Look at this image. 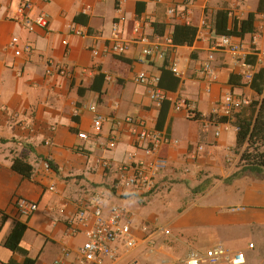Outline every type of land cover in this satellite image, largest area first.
I'll return each mask as SVG.
<instances>
[{
	"label": "crops",
	"instance_id": "0c3cea01",
	"mask_svg": "<svg viewBox=\"0 0 264 264\" xmlns=\"http://www.w3.org/2000/svg\"><path fill=\"white\" fill-rule=\"evenodd\" d=\"M33 1L31 17L46 13L49 29L29 32L12 20L19 0H0V264L24 261L21 254L3 245L18 221L27 225L21 247L30 258L38 257L37 264H54L64 250L72 254L62 264H80L76 242L78 238L85 241L83 232L93 227L94 219L85 228L71 221L79 203L95 195L105 200V218L114 207L125 210L137 239L135 249L126 251L120 245L115 259L105 258L102 264H184L192 254L219 246L244 253L250 264L256 253L243 238L251 231L264 234V178L247 186L238 204L211 200L210 191L235 169L227 161L237 135L234 122L225 125L212 112L227 94L258 100L245 75L264 68V15L257 17L255 33L244 39L233 37L246 46V57L257 58L252 65L243 56L216 47L221 37L213 29L220 10H228L231 19H246L253 12L247 0ZM170 9L175 10L173 15ZM114 24L120 26V40L129 43L121 58L102 54L112 44ZM176 26L189 28L184 39L191 43L170 48L165 62L142 63L137 39L168 36ZM13 37L20 39V48L28 44L30 52L17 57L10 47ZM210 54L216 80L200 74ZM173 62L183 73L182 80L170 71ZM60 68L67 72L65 76L59 74ZM142 72L160 77L167 97L162 116L163 105L158 108L149 87L136 81ZM180 99L195 108V118L175 109ZM90 106L105 118L99 134L93 129ZM127 118L143 120L178 142L162 147L168 167L157 178L154 193L147 196L124 188L119 179L122 165L145 158L124 124ZM79 133L89 139L80 141ZM112 135L117 144L110 150ZM17 159L33 168L30 178L12 169ZM215 177L220 181L210 185ZM246 178L232 185L243 184ZM19 198L37 203L38 210L22 218L15 207ZM154 204L160 216L151 212ZM171 211L174 219L162 227L169 234H153L158 217H167ZM54 249L59 253L51 262L47 253L52 256Z\"/></svg>",
	"mask_w": 264,
	"mask_h": 264
},
{
	"label": "built area",
	"instance_id": "2783aa9c",
	"mask_svg": "<svg viewBox=\"0 0 264 264\" xmlns=\"http://www.w3.org/2000/svg\"><path fill=\"white\" fill-rule=\"evenodd\" d=\"M49 2L50 0H44ZM34 9L33 0H19V5L12 20L26 28L29 32H34L37 29H49L50 19L44 12H39L35 19L31 17ZM175 10L170 9L169 13L174 14ZM119 24L113 25V41L110 47L102 53L103 55L122 56L129 49V43L123 42L120 39ZM76 35H81L78 30H73ZM141 45L142 63L165 62L168 50L174 47L173 39L170 35L149 37L142 35L137 39ZM254 43L257 41V36H254ZM65 46L68 42H63ZM218 48L228 50L233 56H243L245 59V52L247 50L241 42L233 41L232 37H221L220 41L216 43ZM20 48V39L13 37L10 42V47L14 50L17 57L24 53H29L31 48L28 44ZM94 56L99 55V51H93ZM214 55L210 54L200 68L202 77L216 80V72L213 69L212 62ZM170 71L178 79L182 80L184 75L179 70L178 64L173 62L170 66ZM59 74L65 76L67 72L64 69H58ZM247 81L250 83L252 74L245 75ZM136 81L139 84L145 85L150 89V97L153 103L160 108L163 102L167 99L166 94L160 88V77L149 75L147 73H140ZM252 101L246 98H240L234 94H227L222 101L215 105L212 116L220 120L225 118L227 123L236 121V114L241 112L244 107H249ZM177 111H185L189 118H195V108L188 104L184 99H180L175 104ZM89 110L93 114V129L99 134L102 131L104 116L100 114L95 106H90ZM227 123L225 125H227ZM124 124L128 126L130 132L136 139L137 149L140 150L145 158L141 160H131L129 163L122 165L119 169V179L122 186L126 189L132 190L134 194L140 196L150 195L156 188L157 178L161 173L166 171L168 167L167 159L161 155V149L164 145L169 143L177 144V141L171 140L164 133L151 129L143 120H136L134 118H127ZM228 130V126L224 127ZM220 135V130L216 132V136ZM78 139L82 142L89 139L86 133H79ZM116 137L112 135L108 144V149L116 148ZM202 151L203 147H199ZM105 168H111L108 163H104ZM52 190V189H51ZM16 209L22 218L31 217L37 210L38 204L31 202L24 198L16 200ZM105 200L102 196L95 195L89 200L79 203L78 211L74 216L72 222L76 225H81L85 228L93 217L94 225L92 228L83 232L85 241L82 246L76 250V255L80 264H102L105 258L110 260L115 259L118 246H123L126 251L136 248L137 239L133 235L131 223L126 215V212L121 207H114L108 218L104 217ZM78 230L76 229V232ZM169 234L168 231H165ZM249 249H254V245L250 244ZM72 252L64 250L62 257L54 262V264H62ZM246 264V257L244 253H233L224 247H215L207 250L204 254L195 253L184 261V264ZM162 264H178L176 262H163Z\"/></svg>",
	"mask_w": 264,
	"mask_h": 264
},
{
	"label": "trees",
	"instance_id": "16d2710c",
	"mask_svg": "<svg viewBox=\"0 0 264 264\" xmlns=\"http://www.w3.org/2000/svg\"><path fill=\"white\" fill-rule=\"evenodd\" d=\"M259 15H264V0H260L256 12L249 13L247 18L243 20L231 19L228 10H220L215 16L214 32L220 37L244 39L247 35L255 33V23ZM154 27L158 31L159 26L155 25ZM188 29L187 26H176L174 28L170 36L175 46L191 43L187 39H184V34ZM116 57L121 58L122 56ZM250 58L251 60H249ZM256 60V57L247 56L245 63L251 62L252 65H255ZM250 88L259 96V100L252 101L249 106L250 110H242L243 112L241 111L235 116L237 135L234 151L239 155V162L235 166L233 173L226 179H223L225 183H232L244 177L264 178V68H260L252 75ZM166 104V102H163L160 116H162ZM221 119L225 123L228 122L225 118ZM12 169L25 178H30L33 174V168L19 159L14 161ZM2 218L4 221L5 216L3 215ZM1 229L2 226H0V231ZM26 230L27 225L25 223L20 221L15 222L11 233L3 245L13 254H21L24 257L22 264H37L38 257L30 258L28 251L21 247ZM8 264H15V262L11 260Z\"/></svg>",
	"mask_w": 264,
	"mask_h": 264
},
{
	"label": "rangeland",
	"instance_id": "374dc122",
	"mask_svg": "<svg viewBox=\"0 0 264 264\" xmlns=\"http://www.w3.org/2000/svg\"><path fill=\"white\" fill-rule=\"evenodd\" d=\"M216 1V0H215ZM247 5L251 8V11L256 12L259 2L260 0H247ZM259 100V98H258ZM255 101V100H253ZM250 110V107H244V109ZM243 109V110H244ZM234 128L232 127L231 129V133L233 132ZM239 162V155L233 151L232 156L230 157V160L227 161V165L229 166L230 164H233L234 166L237 165V163ZM220 177H215L213 179H211L210 185L211 183L215 182L218 183L220 181L219 179ZM238 181L239 179L233 181L232 183H225L223 182V184L221 186H218L216 188L210 187L212 190L210 191L211 195V200H215L216 203L223 205V204H229L230 205H235L238 204L241 201V194L243 191H245L247 189V186H252L253 183H256L258 181L257 177H248L244 180L245 183H240L239 185H232L234 182ZM241 182V181H240ZM209 185V186H210ZM232 185V186H231ZM244 185V186H242ZM166 201H164L163 204H165ZM159 205V204H158ZM166 205V204H165ZM155 204L153 205L151 212L156 214V215H161L159 214L158 210L156 211L154 208ZM169 210L173 209V207L168 206ZM160 207V205H159ZM175 214H173V211H171V213L167 216V217H158L157 219V223L155 226H153L152 228V233L155 234H159L158 236H162V237H166V233L165 231H163L162 227H164L167 223H169L170 219H174ZM255 230V229H254ZM162 231V232H160ZM264 232V228L262 230ZM263 235V236H262ZM259 234L258 232H248V234L244 235L243 241L246 243L247 246H249L250 244L253 243V245H255V249H252L254 253H256L255 258H253L252 262H249L250 264H264V234ZM28 240V238L26 239ZM84 243V239L83 238H78V241L76 242V246L79 248L80 246H82ZM223 247V246H221ZM207 249V247L205 248ZM207 250H205L204 252H206ZM53 254L52 256L47 253V256L50 257L51 262L53 261V259H55V256L59 253V251H56L55 249L53 251H51ZM54 257V258H51ZM58 257V255H57ZM248 262V260H247ZM54 263V261L52 262Z\"/></svg>",
	"mask_w": 264,
	"mask_h": 264
}]
</instances>
